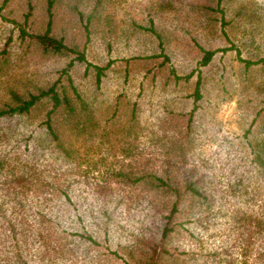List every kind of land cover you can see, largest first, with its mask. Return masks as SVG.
Wrapping results in <instances>:
<instances>
[{
  "label": "rangeland",
  "instance_id": "obj_1",
  "mask_svg": "<svg viewBox=\"0 0 264 264\" xmlns=\"http://www.w3.org/2000/svg\"><path fill=\"white\" fill-rule=\"evenodd\" d=\"M48 20L50 33L83 51L85 60L74 50L45 52L21 35L20 26L43 32ZM199 44L219 48L204 66ZM238 54L264 56V0H0V104L12 100L11 89L37 91L57 82L72 97L75 88L91 107V116L55 115L69 155L56 161L60 167L48 163L35 179L51 181L43 187L63 188L69 198L52 192L47 204H38L42 192L28 189L31 210L41 212L32 216L45 220L43 234L50 232L34 237L28 262L148 264L151 249L160 247L157 210L165 196L142 174L149 164L163 174L161 161L180 160V144L195 145L188 163L205 172L209 199L199 205L202 220H189L188 207L175 213L167 246L179 258L163 264H200L187 252L218 245L241 258L243 213H255L264 200V175L249 163L246 141L262 135L264 61L246 67ZM110 60L98 84L87 63ZM195 66L202 70L204 95L186 133L194 83L170 72L183 76ZM48 107L41 104L28 120L39 123ZM78 122L83 126L74 136L70 127ZM250 252L251 259L255 249Z\"/></svg>",
  "mask_w": 264,
  "mask_h": 264
},
{
  "label": "trees",
  "instance_id": "obj_2",
  "mask_svg": "<svg viewBox=\"0 0 264 264\" xmlns=\"http://www.w3.org/2000/svg\"><path fill=\"white\" fill-rule=\"evenodd\" d=\"M220 1L217 0L218 3ZM20 33L22 36L29 35L45 52L63 53L66 50H74L77 52V59H86L83 51L76 50L74 46H69L63 41V37H57L50 33V20H48L47 28L43 32H30L20 26ZM199 47L202 50L199 63L203 66L211 62L219 49L203 48L201 44H199ZM230 47L234 46L231 45ZM225 49L226 47L221 48V50ZM236 50L238 52V48ZM238 57L246 67L264 61V56L252 59L241 57L238 54ZM168 59L169 55L166 53L164 63ZM110 63L111 60L101 66L88 62L86 71H88V66L92 65L95 68L96 82L99 84L102 75H104V69L110 66ZM195 71L196 78L193 80L191 77L194 76ZM170 73L177 79L183 77L185 80L194 83L193 90L189 93V96L192 97V106L188 110L189 116L186 121V133H189L194 128L192 117L196 114L200 106V100L204 95L202 70L195 66L182 76L177 74L174 68H171ZM179 85L181 86V83ZM73 91L75 97L69 94L65 84L57 86V82L40 86L37 91L17 92V90L11 89L12 100H3L0 104V243L4 250V264H30L25 254L29 246L34 243V237H44L50 234L49 231L43 234L42 225L45 220H43L44 222L38 221L32 216L34 213H41L38 212L40 207L31 210L33 205L30 204L32 202L30 198L33 197V192L36 194L39 191L42 192L41 195L36 196V198H41V203H36L43 205L47 204V199L52 192L64 194L65 197L69 198L65 189L55 187L53 190H48L43 186L49 185L51 181L44 179L41 180L40 184L39 181L37 182L39 179H35V176L49 170L48 163L60 167L58 159L60 157L64 159L69 155V151L64 146L61 138L60 127H62V123H55V115L61 113L70 117L75 114L79 116L80 113L84 112L91 116V107L86 104L85 99L75 88H73ZM46 103L49 107L45 111V117L39 123L33 124L32 121H29L28 119L34 114L35 109ZM257 112L256 116L259 115ZM131 113L132 117H135V107H132ZM255 119L254 117L253 120L255 121ZM82 121L84 122L83 119ZM82 126L78 122L70 127L75 128L74 136ZM249 130L250 128L245 131L246 137ZM260 132L262 135L255 138L254 142L248 140V138L246 141L251 153L249 163L264 175V118L261 120ZM37 138H40L39 142H36ZM194 147V144H180L177 152L182 151V157L179 158L180 160L172 157L164 158L160 165L163 174H157L149 169L151 164L147 166L144 174H142L148 178L155 188H159L165 196L161 210H157V213H159L158 241L160 247L158 250L155 248L156 246L151 249L148 264H163L169 258H179L167 246L169 236L176 228V221L174 220L176 212H181L183 208L188 207L185 213L189 220L193 218L202 220L199 214V205L209 199L207 192L208 180L205 172L199 171L195 166L196 164L188 163L189 158L187 155L192 154L191 150ZM47 153L54 158L55 162L46 159L44 154ZM58 173L59 171L55 170L54 174ZM118 175L122 176V174ZM139 177L136 176L135 178L139 179ZM238 181H241V179H238ZM29 188H32L33 192H30ZM185 201L190 203L183 205L182 203ZM164 206L169 207V211H164ZM53 207H47L46 211L51 212ZM248 211L243 213L244 227L247 233L246 241L242 247L243 250L240 253L241 258L232 256L227 248L220 247V245L207 251H204L202 247L198 250H190L187 252L189 258L192 257L194 260L200 261V264H264V200L255 213L251 214ZM235 221H238V217ZM85 236L94 240L89 233ZM251 249H255V253L250 259L248 256Z\"/></svg>",
  "mask_w": 264,
  "mask_h": 264
}]
</instances>
